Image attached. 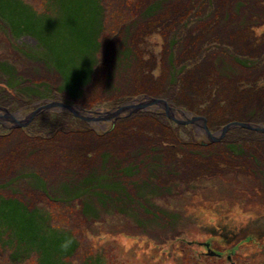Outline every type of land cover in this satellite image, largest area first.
<instances>
[{
	"label": "rangeland",
	"instance_id": "1",
	"mask_svg": "<svg viewBox=\"0 0 264 264\" xmlns=\"http://www.w3.org/2000/svg\"><path fill=\"white\" fill-rule=\"evenodd\" d=\"M103 3L0 0V264H264V132L94 119L264 125V0Z\"/></svg>",
	"mask_w": 264,
	"mask_h": 264
},
{
	"label": "water",
	"instance_id": "2",
	"mask_svg": "<svg viewBox=\"0 0 264 264\" xmlns=\"http://www.w3.org/2000/svg\"><path fill=\"white\" fill-rule=\"evenodd\" d=\"M153 106L161 107L163 109V114L167 116L169 119L173 120L177 124H185V125L201 124L202 130L207 136L209 142L219 140L226 134V132L229 129L233 127H242V128H247L250 130H257V131L264 132V125H258V124H253L249 122H244V121H231L228 124H226L220 131L213 133L210 131L207 125L206 119L203 116L194 115L182 109H176L170 106L169 103L165 99L147 97V96L138 98V99L137 98L133 99L132 101L127 102L126 104H123L117 108L112 109V111L108 112L109 116L107 117H104V118L95 117L94 119L95 120H99V119L112 120V122L114 123L116 119L120 117H127L133 114L134 112H138V111L145 110V109L148 110V108H152ZM54 107H60L62 110L65 109L66 111L72 113L74 116L78 118L87 119V117L83 114V111L79 110L80 109L79 107L71 105V104L57 102V101H51L50 103H47L39 107L33 112L28 113L23 118H18L14 116L16 113H11L7 111L6 108H3V110L7 112L6 116H4L3 118L5 120L11 121V123L13 124L12 126L14 127H22V126L28 125L32 121V119L40 112L49 111ZM97 112L98 111H93V113H96V114ZM7 115H10L11 118H9Z\"/></svg>",
	"mask_w": 264,
	"mask_h": 264
},
{
	"label": "trees",
	"instance_id": "3",
	"mask_svg": "<svg viewBox=\"0 0 264 264\" xmlns=\"http://www.w3.org/2000/svg\"><path fill=\"white\" fill-rule=\"evenodd\" d=\"M101 2H102V5L104 6V3H103V0H101ZM155 6L156 5H150L149 6V12L153 9V8H155ZM105 7V6H104ZM103 7V8H104ZM105 9V8H104ZM151 13V12H150ZM102 43V42H101ZM93 69L91 70V72H90V79H92V75H93V73L95 72V66H93L92 67ZM64 84H66V82H63L62 83V85H64ZM42 187L43 188H46L45 186H44V183L42 182ZM77 194H79V193H77ZM80 196H82L81 194L80 195H78V197H80ZM85 206V205H84ZM83 211H85V207L83 208ZM62 232V231H61ZM62 235L60 236V239H59V244H58V246L59 247H61L62 249L65 247V251H66V253H69L68 255H66V257H69L70 255H72L73 253H74V251L76 250V248L78 247V242H77V240H76V238H74V237H72V234L70 233V232H62L61 233ZM46 252H48V253H52L51 252V250H50V248H49V251H46ZM42 264H54V260L52 259V257L50 256H48L47 255V257H44V258H42ZM68 263V262H67ZM69 264V263H68ZM88 264H102L100 261H95V263L94 262H89Z\"/></svg>",
	"mask_w": 264,
	"mask_h": 264
},
{
	"label": "bare ground",
	"instance_id": "4",
	"mask_svg": "<svg viewBox=\"0 0 264 264\" xmlns=\"http://www.w3.org/2000/svg\"><path fill=\"white\" fill-rule=\"evenodd\" d=\"M262 25L264 26V24L262 23V24H260L259 27L262 28V27H263ZM20 54H22V53L19 52V55H20ZM22 56H23V57H27V58L29 57V56H25L24 54H22ZM29 58H30V57H29ZM30 59H32V58H30ZM3 63H4V62H3ZM14 68H15V67H14ZM15 69H16V68H15ZM7 116H8L9 118H11L10 115H7ZM0 119H1V118H0ZM2 119H4V118H2ZM7 121H9V120H7ZM9 122H11V121H9ZM0 124H1V125L3 124V126L5 125V124L2 123V122H0ZM233 128H236V127H233ZM233 128H231V129H233ZM231 129H229V130H231ZM213 133H214V132H213Z\"/></svg>",
	"mask_w": 264,
	"mask_h": 264
}]
</instances>
